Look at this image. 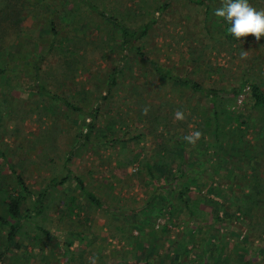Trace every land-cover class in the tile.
<instances>
[{
  "label": "rangeland",
  "instance_id": "1",
  "mask_svg": "<svg viewBox=\"0 0 264 264\" xmlns=\"http://www.w3.org/2000/svg\"><path fill=\"white\" fill-rule=\"evenodd\" d=\"M90 1L130 30L151 22L138 42L145 58L123 50L118 29L82 0H0V216L19 224L1 254L9 226L0 220V264H90L93 256L97 264H264V106L252 105L246 85L219 107L217 133L189 144L183 137L203 130L211 105L150 63L205 87L246 81L264 90V36L230 35L213 12L222 0ZM249 3L264 9V0ZM38 83L85 110L109 92L88 140L86 116ZM10 168L34 195L47 191L40 208L27 196L19 221L6 215L3 193L18 188Z\"/></svg>",
  "mask_w": 264,
  "mask_h": 264
},
{
  "label": "trees",
  "instance_id": "2",
  "mask_svg": "<svg viewBox=\"0 0 264 264\" xmlns=\"http://www.w3.org/2000/svg\"><path fill=\"white\" fill-rule=\"evenodd\" d=\"M87 7L90 10H93L94 12H97L101 17H103L105 20L108 22L113 23V26L118 29V31L121 34V42H122V48L126 52L128 50H134L136 53H139L143 58H145L144 53L140 52V47L138 42L140 41L141 38H143L149 31V28L151 26V22L144 24L141 26L139 30H130L128 29L124 24L118 20V18L114 15L109 14L103 9H100L97 5H95L93 2L90 0H82ZM196 4H202V0H192ZM169 2H164L163 5L160 7V10H164L168 6ZM154 21V19H152ZM49 32L51 35V46L53 45L56 36H57V31L55 28V22L51 18L49 20ZM126 57V54H123V58ZM150 63L153 65V69L155 72L162 78L169 79L171 81H175L177 83H181L184 85L189 86L192 90L195 91H200L201 93L204 94L206 97L207 101L210 103V109H211V114L209 118L206 121L200 122L201 130L200 132L203 134L207 129H211L213 134L215 135L217 133L218 127H219V107L225 105L227 101L230 103H233L235 101V98L238 97V95L241 93L242 89L247 85L249 88V95L250 99L252 101V105L255 106H264V90L261 89V87L257 83H251V82H242L238 87H233L229 90H221L218 88H213V87H205L199 82L188 79L186 77L177 75L172 73L169 70L163 69L161 66L157 65L155 62L150 61ZM122 70V67L117 66L110 74L109 80H110V86L114 85L116 83L117 79V74L119 71ZM37 89L42 92V94L46 97H49L51 99H56L58 101H61L67 108L74 110L76 112H80L82 115L86 116L85 118V130L83 132V138L85 140H88L92 132L94 131L96 127V120L99 114V107H100V101L103 99H107V95L109 92H106V94H103L100 96V101L97 102V104L93 107H91L88 110H85L81 108L80 106H77L67 100L64 97L56 95L54 92L46 88V86L43 83H38L36 84ZM236 120L239 118L236 117ZM168 151V149H163V151ZM165 153V152H164ZM70 154V153H69ZM161 158H164L165 156H160ZM137 159V156L135 155L133 161ZM126 166V165H125ZM11 172L15 174V180L17 184V189L16 192L13 191H4L3 196H4V202L6 206V215L10 219H16L19 221V216H20V207L22 205V202L27 198V196H31L33 198L34 206L35 208H40L43 207L44 203V198L46 195V190L40 191L37 195L33 194L30 189L28 188L23 176L20 173H17L14 168H10ZM70 173V170L66 171L65 174L60 175V176H55L50 180V185L51 186H59L62 183H64L68 175ZM181 175L185 174L184 169L180 173ZM186 175V174H185ZM176 175H174L175 177ZM74 180L78 184L80 190L86 195V197L95 205H102L101 202L99 201L98 197L88 190L86 187V184L84 181L79 177V176H74ZM183 191L184 190H179L178 194L179 197H183ZM257 192H261L260 189H258ZM251 197V196H250ZM252 201H253V197ZM183 202L189 205L187 200H184L183 197ZM254 202V201H253ZM255 204V203H254ZM0 220L3 224H7L9 226V232L7 234L6 240H7V245L5 247V250L1 253L4 254L6 251H8V246L11 244V242L14 240L15 235L18 231L19 224H11L9 220H7L5 217L0 216ZM40 231L43 234L50 235V232L44 228H40ZM119 264H152L149 261H123Z\"/></svg>",
  "mask_w": 264,
  "mask_h": 264
},
{
  "label": "clouds",
  "instance_id": "3",
  "mask_svg": "<svg viewBox=\"0 0 264 264\" xmlns=\"http://www.w3.org/2000/svg\"><path fill=\"white\" fill-rule=\"evenodd\" d=\"M214 15L223 18L229 25L227 32L232 35L236 40L247 38L249 35L259 41L264 36V9H257L249 0H222L220 7L213 10ZM248 51H241L240 58L247 59ZM144 114L148 112V108L143 109ZM174 119L177 121H184L186 116L183 111L176 110ZM200 131H194L183 139L192 145H195L201 138ZM98 257L93 256L90 258V264H97Z\"/></svg>",
  "mask_w": 264,
  "mask_h": 264
}]
</instances>
